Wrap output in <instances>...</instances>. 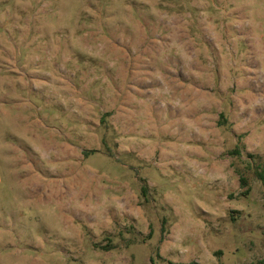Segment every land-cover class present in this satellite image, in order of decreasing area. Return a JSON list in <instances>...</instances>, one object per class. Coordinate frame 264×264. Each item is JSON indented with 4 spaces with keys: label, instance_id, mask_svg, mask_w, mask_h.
I'll return each instance as SVG.
<instances>
[{
    "label": "rangeland",
    "instance_id": "obj_1",
    "mask_svg": "<svg viewBox=\"0 0 264 264\" xmlns=\"http://www.w3.org/2000/svg\"><path fill=\"white\" fill-rule=\"evenodd\" d=\"M262 172L264 0H0V264L256 263Z\"/></svg>",
    "mask_w": 264,
    "mask_h": 264
},
{
    "label": "trees",
    "instance_id": "obj_2",
    "mask_svg": "<svg viewBox=\"0 0 264 264\" xmlns=\"http://www.w3.org/2000/svg\"><path fill=\"white\" fill-rule=\"evenodd\" d=\"M259 179L262 180V182H263V184H264V173H263V172L259 174ZM241 181H242L245 185L247 184V183H246V180H245L243 177L241 178ZM252 264H264V259H262V260H260V261H258V262H256V263H252Z\"/></svg>",
    "mask_w": 264,
    "mask_h": 264
}]
</instances>
